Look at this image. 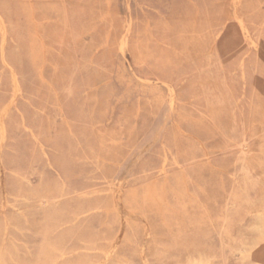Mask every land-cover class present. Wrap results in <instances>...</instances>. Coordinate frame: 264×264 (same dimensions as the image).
<instances>
[{
	"label": "rangeland",
	"instance_id": "rangeland-1",
	"mask_svg": "<svg viewBox=\"0 0 264 264\" xmlns=\"http://www.w3.org/2000/svg\"><path fill=\"white\" fill-rule=\"evenodd\" d=\"M0 14V264H264V0Z\"/></svg>",
	"mask_w": 264,
	"mask_h": 264
},
{
	"label": "bare ground",
	"instance_id": "bare-ground-1",
	"mask_svg": "<svg viewBox=\"0 0 264 264\" xmlns=\"http://www.w3.org/2000/svg\"><path fill=\"white\" fill-rule=\"evenodd\" d=\"M238 3H239V1H238ZM109 5H110V2H109ZM238 6V5H237ZM235 10H236V8H234ZM236 12V11H235ZM34 18V17H33ZM241 19V18H240ZM240 19H238V20H240ZM242 21V20H241ZM242 25H243V23H242ZM128 29H129V27H128ZM0 31L2 32H0L1 34L0 35H2V46L0 47L1 48V57H2V60H3V64H4V66L6 65V66H8L9 68H10V73H11V77H12V82H13V85L14 86H12V87H14V88H12V89H14V91H12V92H14L15 93V91H17L18 89H19V79H18V76H17V74H16V72H15V70L12 68V67H10L9 66V63H8V61H7V58H6V56H5V52H4V43H5V41H6V32H7V27H6V23H5V21H4V19H3V17H2V15L0 14ZM126 30H125V36H126ZM128 32H129V30H128ZM123 34V35H124ZM108 35H110V33L108 34ZM124 36V37H125ZM127 36H128V34H127ZM125 37L126 38V40H127V38L128 37ZM219 36V35H218ZM123 37V38H124ZM40 39V38H39ZM217 39V38H216ZM43 42V41H42ZM41 42V43H42ZM127 42V41H126ZM121 44H120V48L122 47V46H124L125 45V40H122L121 42H120ZM215 43H216V41H215ZM214 43V44H215ZM43 44L44 43H42L41 45L43 46ZM254 44H256V43H254ZM127 45V44H126ZM257 45V44H256ZM214 46V45H213ZM43 47H45V46H43ZM256 47H258V46H256ZM260 47V46H259ZM43 51V50H42ZM44 55V54H43ZM243 62V61H242ZM241 62V63H242ZM240 63V64H241ZM243 64V63H242ZM241 64V65H242ZM43 67V66H42ZM242 67H243V65H242ZM243 72V71H242ZM41 73V72H40ZM135 75V74H134ZM135 77V76H134ZM243 77V76H242ZM138 78V77H137ZM244 78V77H243ZM104 83V82H103ZM147 83V82H146ZM49 85H50V83H49ZM52 86V85H51ZM243 86H245V84L243 85ZM54 88V87H53ZM21 89V88H20ZM170 90V89H169ZM55 91V90H54ZM19 93H20V90H19ZM170 94H171V92H170ZM14 95H17L16 93L14 94ZM171 96V95H170ZM174 96V95H173ZM12 97H13V95H12ZM17 98V97H16ZM170 98V97H169ZM15 101H16V99L15 98H13ZM171 99H173L172 97H171ZM11 101L10 102H12V99H10ZM13 100V101H14ZM174 100V99H173ZM239 102V101H238ZM237 102V103H238ZM167 103H169V102H167ZM171 103V102H170ZM173 103V102H172ZM9 104V103H8ZM10 104H12L13 105V103H10ZM10 108V107H9ZM8 108V106H6V107H3V109L1 110V112H0V128H1V132H2V134H4L6 131V124H5V121H4V116H5V114L8 112L7 111V109H9ZM172 108V105H171V107H170V109ZM166 109V108H165ZM18 110V109H17ZM164 111V110H163ZM166 111V110H165ZM164 111V112H165ZM19 112V111H18ZM164 115V114H163ZM170 115V114H169ZM167 116V115H166ZM164 117V116H163ZM162 117V118H163ZM23 119V118H22ZM169 119V118H168ZM163 120V119H162ZM166 120V119H165ZM172 120V119H171ZM23 122V121H22ZM24 123V122H23ZM165 123V122H164ZM176 124V123H175ZM162 125V124H161ZM163 126V125H162ZM176 126H178V125H176ZM23 127H24V125H23ZM25 128V127H24ZM180 128V127H179ZM159 129H160V127H159ZM162 129V128H161ZM30 130V129H29ZM160 130H158V132H159ZM181 131V130H180ZM0 132V133H1ZM32 133V132H31ZM182 133H184V132H182ZM33 134V133H32ZM158 134V133H157ZM185 134V133H184ZM2 136V135H1ZM154 136V135H153ZM152 136V137H153ZM5 137V136H4ZM33 137V136H32ZM3 138V137H2ZM1 139V138H0ZM196 139H198V138H196ZM2 140V139H1ZM4 140V139H3ZM2 140V141H3ZM35 140H36V138H35ZM151 140H153V142H154V139H151ZM5 141V140H4ZM0 144H1V142H0ZM41 144V143H40ZM152 144V143H151ZM150 145V143L148 144V146ZM201 145H203V144H201ZM242 145V144H241ZM148 146H146V147H148ZM245 146V145H244ZM2 147V146H1ZM242 147V146H241ZM42 148V147H41ZM144 148V147H143ZM204 148V147H203ZM247 148V147H246ZM1 149V148H0ZM144 150H146V149H144ZM43 152V151H42ZM142 152V151H141ZM136 153V152H135ZM205 154H206V152H205ZM46 156V155H45ZM135 156V155H134ZM208 156V155H207ZM206 156V157H207ZM131 158V157H130ZM139 158H140V156H139ZM167 158V157H166ZM208 158V157H207ZM237 158V157H236ZM166 159H164V161H163V164H162V166H161V170H163L164 171V167H165V161ZM0 161H1V159H0ZM131 161V160H130ZM176 161V160H175ZM49 162V161H48ZM136 162H137V160H136ZM209 162V161H208ZM1 164V163H0ZM131 164V163H130ZM177 165V164H176ZM211 165V164H210ZM133 167V166H132ZM178 167H180V166H178ZM127 169V168H126ZM217 169V168H216ZM162 172V171H161ZM122 173H124V171L122 172ZM128 173V172H127ZM162 173H164V172H162ZM159 174H160V172H159ZM183 175H184V171H183ZM233 177V176H232ZM125 178V177H124ZM234 178V177H233ZM185 179V178H184ZM120 181V180H119ZM154 182H155V180H154ZM185 182V181H184ZM119 183H121V182H119ZM154 186V185H153ZM153 186H152V188H153ZM3 187V186H2ZM115 187V186H114ZM118 187H120V185L118 186ZM118 187H116L117 188V190H118ZM162 187H164V186H162ZM115 191H116V189H114ZM120 190V189H119ZM156 190V189H155ZM187 190H188V188H187ZM124 191V190H123ZM165 191V190H164ZM113 192V191H112ZM117 192H119L120 193V191H117ZM150 192H152V191H150ZM149 192V193H150ZM114 193V192H113ZM151 194V193H150ZM190 194V193H189ZM5 195V194H4ZM152 195V194H151ZM6 196V195H5ZM160 196V195H159ZM115 197H116V194H115ZM115 197H112L113 199H116L117 201H120V200H122L121 199V194H120V196H117V198H115ZM151 197H153L154 198V196H151ZM151 197H149V198H151ZM157 197V196H156ZM165 197V196H164ZM194 198H195V196H194ZM147 199V198H146ZM159 199V198H158ZM158 199H157V201H158ZM5 200H6V198H5ZM115 200V201H116ZM165 200V199H164ZM116 201V202H117ZM3 202H4V200H3ZM41 204L43 205V204H45L46 202H47V200H44V199H41ZM122 202V201H121ZM121 202H119V203H121ZM6 203V202H5ZM166 203V202H165ZM7 204V203H6ZM116 204V203H115ZM122 204V203H121ZM5 205V204H4ZM3 205V206H4ZM10 205V204H9ZM5 207V206H4ZM12 207V206H11ZM118 207V206H117ZM3 208V207H2ZM113 208H114V205H113ZM2 210V209H1ZM3 210H5L4 208H3ZM108 210V209H107ZM106 210V211H107ZM114 210V209H113ZM93 211V208L92 207H88V208H86V209H79V211H78V213H76L72 218H69L68 220H66L65 221V223L67 222V223H71V222H73L74 221V223L75 222H77V221H79L81 218L83 219V217H86V216H89L90 214H91V212ZM108 212V211H107ZM260 214V213H259ZM257 215V214H256ZM262 215H263V213H262ZM4 218H6V217H4ZM122 219L123 220H126V219H124L123 217H122ZM121 219V221H123ZM128 220V219H127ZM125 222V221H124ZM145 228H144V230L146 231V233H149V230H150V227L146 224L145 226H144ZM6 231V230H5ZM124 231H125V227H124V223L122 222V224H121V226H120V231H119V236H118V239L120 238V240L119 241H121V237H122V235L124 234ZM144 231V232H145ZM5 237H6V235H5ZM146 237H147V235H146ZM117 239V238H116ZM147 239V238H146ZM145 239V240H146ZM5 241V240H4ZM117 242L118 241H115L114 243H113V245H111V246H113V247H115L116 246V244H117ZM144 242V241H143ZM116 243V244H115ZM120 243V242H119ZM264 243V242H263ZM4 244V243H3ZM143 245V244H142ZM145 245V244H144ZM143 245V246H144ZM261 245H263L262 243L260 244V246ZM116 248V247H115ZM144 248V247H143ZM112 249H114V248H112ZM259 249V248H258ZM115 250V249H114ZM245 251V250H244ZM254 251V250H253ZM111 252H112V250H111ZM111 252H108V258H110L111 256V254H109V253H111ZM113 253V252H112ZM255 253V252H254ZM64 253H61L60 254V256H62V257H64ZM107 255V254H106ZM141 257L142 258H144V256H145V254H144V252L141 250ZM259 256V259H263V257H262V255L261 254H258ZM110 256V257H109ZM264 256V255H263ZM61 257V258H62ZM106 257V258H107ZM107 258V259H108ZM63 259V258H62ZM145 260V259H144ZM108 260H106L105 259V263L107 262ZM1 262V261H0ZM102 262V261H101ZM100 262V263H101ZM104 262V261H103ZM102 262V263H103ZM146 261H144V263H145ZM263 262V261H262ZM262 262L260 261V264H262ZM55 264H56V262H55ZM104 264V263H103Z\"/></svg>",
	"mask_w": 264,
	"mask_h": 264
}]
</instances>
